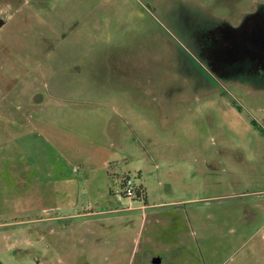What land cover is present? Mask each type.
Masks as SVG:
<instances>
[{
	"label": "rangeland",
	"instance_id": "rangeland-1",
	"mask_svg": "<svg viewBox=\"0 0 264 264\" xmlns=\"http://www.w3.org/2000/svg\"><path fill=\"white\" fill-rule=\"evenodd\" d=\"M245 14L264 0H0V120L30 134L1 142L0 264H139L178 231L179 263L264 264V55L228 43ZM124 176L147 208L118 201Z\"/></svg>",
	"mask_w": 264,
	"mask_h": 264
},
{
	"label": "crops",
	"instance_id": "crops-1",
	"mask_svg": "<svg viewBox=\"0 0 264 264\" xmlns=\"http://www.w3.org/2000/svg\"><path fill=\"white\" fill-rule=\"evenodd\" d=\"M241 16V15H240ZM236 18L235 20H232L229 22V29H232L234 32L236 30H243L244 27H246L248 24L251 23L252 18L250 16H241V17ZM264 34V33H263ZM234 35V41H229V51L234 52V56L237 58L243 57V54H246L245 51L241 50L239 52H235V48L237 47V41L239 39V35L237 33H233ZM261 55H264V50H261ZM41 100V99H39ZM41 101H37L35 97L32 98L31 104L32 106H36L40 104ZM11 105H7V102L5 99L3 100V103L0 104V109L8 113L10 116H12V111H11ZM27 124L20 122L15 119H7L5 120H0V147L1 142L7 143V141L13 142L14 141L19 143V147L21 149H24L21 146V142L24 139V137H28L30 134L28 133L27 129H24ZM12 134H15V136H12ZM13 137H16L15 139ZM59 179V177H58ZM119 201V198H118ZM147 208V205L144 204V206H138L134 207L131 209V211L135 210H142ZM123 212L122 209H111V210H103L99 211L98 214L104 215L105 217L101 218L98 220V224L101 225V227L104 228H109L112 224H117L119 223L124 217L116 216L113 214ZM96 213L92 211H88L87 213L83 214H77V216H88V215H94ZM142 215V214H141ZM76 216V215H75ZM141 219V221H146L148 216L147 215H142L141 217H138ZM92 235H101V238L108 239L110 236L115 235L117 233H111V232H103V233H96L94 231H91ZM143 233L138 232V245L140 243V238L142 237ZM264 237V236H263ZM154 238V237H153ZM158 238V237H157ZM160 238V237H159ZM163 242L161 241H156L152 242V238L149 236L146 238V246L147 248L145 251L142 253V257L140 258L139 264H183L182 262L179 263V260L186 254L187 255V248L186 244L183 243V234L181 231L171 233V234H166L165 238H163ZM136 245V244H135ZM157 246H165V254H161L159 252Z\"/></svg>",
	"mask_w": 264,
	"mask_h": 264
},
{
	"label": "flooded vegetation",
	"instance_id": "flooded-vegetation-1",
	"mask_svg": "<svg viewBox=\"0 0 264 264\" xmlns=\"http://www.w3.org/2000/svg\"><path fill=\"white\" fill-rule=\"evenodd\" d=\"M264 16L255 18L246 27L241 30L239 34V39L237 41V47L235 52L241 50L245 53H249L251 50L259 49L264 50ZM263 20V21H262ZM245 47H248L246 49Z\"/></svg>",
	"mask_w": 264,
	"mask_h": 264
},
{
	"label": "built area",
	"instance_id": "built-area-1",
	"mask_svg": "<svg viewBox=\"0 0 264 264\" xmlns=\"http://www.w3.org/2000/svg\"><path fill=\"white\" fill-rule=\"evenodd\" d=\"M137 185L134 180L130 176H124L120 183V192L117 193L119 200H127L128 202V210L133 208V203L136 202L137 194H136Z\"/></svg>",
	"mask_w": 264,
	"mask_h": 264
},
{
	"label": "trees",
	"instance_id": "trees-1",
	"mask_svg": "<svg viewBox=\"0 0 264 264\" xmlns=\"http://www.w3.org/2000/svg\"><path fill=\"white\" fill-rule=\"evenodd\" d=\"M136 194H137V199L138 200H144L145 199L144 190H143V188L140 185H137Z\"/></svg>",
	"mask_w": 264,
	"mask_h": 264
}]
</instances>
